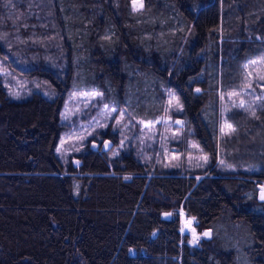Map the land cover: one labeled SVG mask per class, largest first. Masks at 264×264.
<instances>
[{
    "label": "trees",
    "instance_id": "obj_1",
    "mask_svg": "<svg viewBox=\"0 0 264 264\" xmlns=\"http://www.w3.org/2000/svg\"><path fill=\"white\" fill-rule=\"evenodd\" d=\"M133 1L0 0V56L59 91L15 100L0 73V264H264V108L230 111L222 134L219 101L264 57V0ZM82 82L133 116L129 98L153 99L138 115H157L173 89L210 165L166 168L133 147L113 157L112 125L63 161L78 119L62 113ZM181 208L213 237L182 243Z\"/></svg>",
    "mask_w": 264,
    "mask_h": 264
},
{
    "label": "rangeland",
    "instance_id": "obj_2",
    "mask_svg": "<svg viewBox=\"0 0 264 264\" xmlns=\"http://www.w3.org/2000/svg\"><path fill=\"white\" fill-rule=\"evenodd\" d=\"M144 5L145 0L133 1V8L136 10ZM17 56L14 58L20 61ZM0 73L4 78L5 86L15 100L28 99L35 92H41L51 98H56L59 95V91L50 79L39 74L25 75L15 67L14 63L10 62V57L4 60L0 56ZM81 86L84 89H70L72 92L66 100L62 113L64 123L78 119L77 123L68 129L61 139L59 153L63 161H69L89 141L93 147L97 148L99 141L90 140V137L97 135L101 140L102 136L98 131L112 125L114 130L119 131L120 142V146L111 153L113 157L118 156L123 148L130 151L133 147L136 152L141 154L144 162L156 159L161 163L162 160L166 168L205 169L210 165V154L203 149L197 139L192 137L193 130L186 133L185 105L173 89L164 87L165 98L161 101L164 108L157 115H138L139 105L145 103V108L152 107L155 103L153 99L149 98L147 101L140 95L133 96L134 100L129 98L128 104L135 106L136 115L133 116L125 107L109 105L108 95L104 90L86 89V82H82ZM196 91H201V88H197ZM219 101L222 106V121L220 122L222 134H230L233 131V126L226 117L230 111L243 109L250 115H254L259 109L264 108V57L259 62L247 67L241 91L221 93ZM133 135H135L134 141ZM111 145V140H105V148H109ZM72 159L74 162L80 163L77 157ZM203 175L205 174L199 175V179ZM256 183L259 187V199L261 200V195L264 194V179L257 180ZM179 210L181 212L182 243L187 242L195 247L201 246L208 228H197L195 218L183 208ZM174 216L173 211L163 213L165 218ZM211 237H213V230Z\"/></svg>",
    "mask_w": 264,
    "mask_h": 264
},
{
    "label": "water",
    "instance_id": "obj_3",
    "mask_svg": "<svg viewBox=\"0 0 264 264\" xmlns=\"http://www.w3.org/2000/svg\"><path fill=\"white\" fill-rule=\"evenodd\" d=\"M206 233H208V235H206L208 238H211L212 236V229L211 228H208Z\"/></svg>",
    "mask_w": 264,
    "mask_h": 264
},
{
    "label": "snow or ice",
    "instance_id": "obj_4",
    "mask_svg": "<svg viewBox=\"0 0 264 264\" xmlns=\"http://www.w3.org/2000/svg\"><path fill=\"white\" fill-rule=\"evenodd\" d=\"M249 87H251V85H249ZM261 200H264V194L261 195ZM205 235H208V233H205Z\"/></svg>",
    "mask_w": 264,
    "mask_h": 264
}]
</instances>
